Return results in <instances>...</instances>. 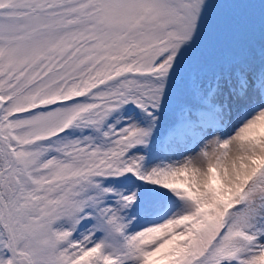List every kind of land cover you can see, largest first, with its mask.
Listing matches in <instances>:
<instances>
[{"label": "rangeland", "instance_id": "rangeland-1", "mask_svg": "<svg viewBox=\"0 0 264 264\" xmlns=\"http://www.w3.org/2000/svg\"><path fill=\"white\" fill-rule=\"evenodd\" d=\"M5 96L47 106L0 130L3 197L12 164L36 169L19 173L33 215L12 220L30 260L0 197L10 264H264V0H0ZM46 132L15 162L7 140ZM234 149L249 168L228 187ZM190 161L199 182L173 171Z\"/></svg>", "mask_w": 264, "mask_h": 264}, {"label": "trees", "instance_id": "trees-1", "mask_svg": "<svg viewBox=\"0 0 264 264\" xmlns=\"http://www.w3.org/2000/svg\"><path fill=\"white\" fill-rule=\"evenodd\" d=\"M230 60L226 59V61H223L221 67L217 66V73L221 74L222 76L225 77V79H228V75L230 72V68L233 69V63L230 64L228 63ZM236 64V71L238 73H243L246 74L248 73V69L246 66L241 65L237 62H234ZM246 65V64H245ZM12 96H5V97H0V130L3 127L4 122H10L14 121L16 119L22 118V117H27L32 114H34L36 111L40 109H46L47 106L43 107V105H31V106H11V100ZM40 106V107H38ZM56 133H41V134H36L35 136L29 137V138H23L19 141H12V140H7L8 146L11 147L13 154L15 156V162L18 160L20 154L22 152L30 151L32 149H36L38 146H50L55 144L56 141ZM40 159V158H39ZM1 159H0V168H1ZM12 177V193L11 196L8 198H4L2 193L3 189L0 187V197H2V204L5 206V210L7 213V219L8 222L7 224L10 227V230L14 236L13 240V246L15 253L19 256H27L28 254L25 252L23 249L22 244L15 239L16 234L21 235L24 237L23 232L24 230H15L13 226L12 220H18L19 223H24L23 221L26 219L28 215L32 216L33 213H28L27 209L23 206L22 200L28 196H33L34 194L32 193L33 190H31L29 187L26 186V184L22 183L21 178L19 173H22L23 175L28 176H33L34 172H36L35 168L32 167H27V165H22L19 163H14L12 164L11 168L9 169ZM12 209V210H11ZM2 214V209L0 207V251L4 259L10 264L11 259H10V249L8 247V238L5 233L4 227L1 222V216ZM2 245V247H1ZM31 257L28 255V260H30ZM32 261V260H31ZM28 264H33L32 262H28Z\"/></svg>", "mask_w": 264, "mask_h": 264}, {"label": "bare ground", "instance_id": "bare-ground-1", "mask_svg": "<svg viewBox=\"0 0 264 264\" xmlns=\"http://www.w3.org/2000/svg\"><path fill=\"white\" fill-rule=\"evenodd\" d=\"M215 89V88H214ZM215 93H217V92H215ZM218 94V93H217ZM213 95V94H212ZM216 96H218V95H216ZM211 97V96H210ZM214 97V99H218V100H224L223 98H215V95L213 96ZM219 101V103H220V110H222V108L224 109V114L225 115H227V116H229V115H231L232 113H233V111L234 110H229V108H230V105H228V104H224L223 102V104L221 103ZM239 116L240 115H238L235 119H238L239 118ZM231 117V116H230ZM233 117H235V116H233ZM259 118V116L258 117H256V118H252L249 122L248 121H245V122H243V123H241V124H239V125H236V128H238L236 131H238L239 133H240V135H244V136H246V134L248 135V132H251L253 129H259V125H258V119ZM232 119V118H231ZM230 119V122L228 123V124H231V122L233 121V120H235V119H232L231 120ZM227 120H229V119H227ZM226 120V121H227ZM239 120H240V118H239ZM238 120V121H239ZM201 122V121H200ZM205 123V122H204ZM227 124V125H228ZM192 125V124H191ZM180 126V125H179ZM205 126V125H204ZM198 127H199V125H198ZM227 127H232V125H228ZM189 129V128H188ZM233 129V128H232ZM187 130V129H186ZM190 130V129H189ZM209 130V129H208ZM180 133V132H179ZM202 133V132H201ZM225 133V132H224ZM255 133V132H254ZM214 134V133H213ZM216 134V133H215ZM220 134V133H219ZM218 134V135H219ZM176 135V134H175ZM221 135V134H220ZM219 135V136H220ZM185 136H186V134H185ZM225 136V135H224ZM211 137H213V136H211ZM226 137V136H225ZM209 138V137H208ZM185 139V138H184ZM212 139V138H211ZM210 139V140H211ZM236 140H238V138L236 139ZM160 141V140H159ZM208 141V140H207ZM242 141V140H241ZM176 142V141H175ZM180 142V141H179ZM183 143V142H182ZM199 143V142H198ZM234 143V142H233ZM237 143V142H236ZM236 143L234 144V145H236ZM179 144V143H178ZM238 145H244L245 144V142H243V143H240L239 142V140H238V143H237ZM174 145V144H173ZM181 145V144H180ZM180 147H183V146H180ZM180 147H178V148H180ZM201 147V146H200ZM181 150H183L184 148H180ZM181 150H178V149H175V151H174V153H173V157H174V159L175 158H180L179 156L180 155H182V154H179L180 152H182ZM243 150V149H242ZM194 151V150H193ZM193 153H197V151L196 152H193ZM187 154V153H186ZM186 154H185V156H186ZM243 153L242 152H238V151H236L235 149H234V157H233V160H234V163H233V165H234V167H228L227 168V165H226V168L225 169H220L221 171V173H220V175H222V180H223V182H226L225 183V185H227L228 187H231V186H233L236 182H238L239 181V176L238 175H240V176H242L243 174H244V172H246V170H248V168H249V166H248V164L246 163V161H245V159L243 158V155H242ZM196 155V154H195ZM172 157V156H171ZM183 157V156H182ZM196 157V156H195ZM191 158V157H190ZM186 161H189V159L187 158L186 159ZM173 165V164H172ZM232 165V166H233ZM190 167H192V169H190ZM198 169V170H197ZM174 173H176L175 175L176 176H187V178H189L190 180H192L191 178H193L194 179V183H195V181L196 182H199V180H202V178H201V172H202V170L199 168V166L197 165V164H193L191 161L189 162V165L188 166H183V165H181V167H176L174 170ZM173 171H171V173H173ZM173 173V174H174ZM238 177V178H237ZM227 187V188H228ZM85 231L84 230H81V231H79V233L76 235L77 237H75V238H72L70 241H69V244H71L72 242H73V240L74 239H76L77 240V242L79 241V244H81V237H83V235H85V233H84ZM84 238V237H83ZM90 241V238L89 237H87L86 238V243L85 244H83L82 246L81 245H79L77 248H75L74 249V253H76V254H78V253H80V252H83L86 248L85 247H87V243Z\"/></svg>", "mask_w": 264, "mask_h": 264}, {"label": "water", "instance_id": "water-1", "mask_svg": "<svg viewBox=\"0 0 264 264\" xmlns=\"http://www.w3.org/2000/svg\"><path fill=\"white\" fill-rule=\"evenodd\" d=\"M3 147L4 148H7V145L5 144V143H3ZM10 152L13 154V152H12V150L10 149ZM13 162V159L12 160H10V164H9V166H11V163ZM8 167V166H7ZM0 174H1V171H0ZM3 214H5L4 213V211H3ZM5 226H6V229H7V232H8V227H7V223L5 222ZM9 240H10V242H11V238H9ZM11 250H12V252H13V249L11 248Z\"/></svg>", "mask_w": 264, "mask_h": 264}]
</instances>
